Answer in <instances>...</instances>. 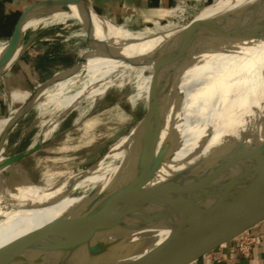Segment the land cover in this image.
I'll return each instance as SVG.
<instances>
[{
	"label": "bare ground",
	"instance_id": "1",
	"mask_svg": "<svg viewBox=\"0 0 264 264\" xmlns=\"http://www.w3.org/2000/svg\"><path fill=\"white\" fill-rule=\"evenodd\" d=\"M223 1L216 0L196 17L213 18V25L234 23L244 31L237 34L232 44L211 42L191 57H184V51L179 50L159 64V75L165 83L154 110L164 111V116L155 120L146 134L143 117L129 135L122 137L123 143L129 137L134 139L131 149L137 144L134 162L119 161L113 169L109 164L99 172L106 159L113 156L108 154L92 168L47 169L37 180L23 169L0 166V264H18L34 255H43L47 242L38 231L43 225L59 217L68 218L71 212L81 214L109 205L118 195L148 176L153 166L160 164L150 182L152 186L125 203L130 223L140 225L157 205V200L152 202L149 198L155 196L158 186H167L173 180V173L180 169L196 165L207 168L216 151L232 136L242 134L240 127L264 98V0H231L228 9L208 16L216 13V7ZM91 15L95 25L90 28V34L96 47L81 48L79 53L93 61L78 74L76 81H89L97 87L73 91L70 89L75 82H71L64 93L59 88L46 99L37 94L30 96L28 104L39 102L41 125L39 136L32 144L53 137L70 111L85 98L108 91L123 73L143 72L154 66L152 62L159 51L174 45L186 28L183 24L161 30H138L126 28L96 10H91ZM70 18L87 20L82 9L73 6L72 12L38 17L26 27L65 22ZM191 40L184 41L183 45ZM5 46L6 43L0 45V57ZM118 69L121 71L117 72ZM146 79L149 80L150 75ZM20 113L0 115V130L11 127ZM80 117L74 125H83L87 130L101 121L90 118L80 124ZM120 117L126 119L128 115L121 111ZM254 136L257 135L248 132L246 137L251 140ZM120 145V142L116 143L115 148ZM6 146L7 140L3 137L0 139V161L8 155ZM79 189L82 192L76 194ZM143 234L146 233L140 232L136 236ZM155 234L160 236L158 232Z\"/></svg>",
	"mask_w": 264,
	"mask_h": 264
},
{
	"label": "water",
	"instance_id": "2",
	"mask_svg": "<svg viewBox=\"0 0 264 264\" xmlns=\"http://www.w3.org/2000/svg\"><path fill=\"white\" fill-rule=\"evenodd\" d=\"M73 6H79L84 12L87 20L81 21L90 33L88 21L92 18L91 10L96 9L87 0H39L25 11L18 29L6 43L0 57V72L11 66L24 50L26 26L32 19L72 12ZM214 21L210 17H196L186 25L175 44L162 48L152 63L159 66L179 50L187 49L196 32L213 25ZM190 39L191 42L183 45ZM56 76L38 89L49 86ZM161 90L151 99L144 116V134L155 120L164 116V111L154 110ZM134 115L138 118L136 112ZM240 128L243 135L232 136L216 151L207 168L196 165L180 169L173 173V180L167 186H158L155 196L149 198L152 202L157 200V205L140 225L130 223L125 203L152 186L150 182L160 164L153 166L148 176L118 195L109 205L81 214L71 212L68 218L59 217L43 225L38 231L47 242L44 254L34 255L18 264H188L196 252L229 237L236 227L244 225L239 233L251 228L264 218V98ZM66 130L68 128L53 137ZM248 132L257 136L248 140ZM53 137L6 155L0 166L21 170L17 162ZM110 151L88 168L96 166ZM140 232L146 234L136 236ZM157 232L160 236L155 234Z\"/></svg>",
	"mask_w": 264,
	"mask_h": 264
},
{
	"label": "rangeland",
	"instance_id": "3",
	"mask_svg": "<svg viewBox=\"0 0 264 264\" xmlns=\"http://www.w3.org/2000/svg\"><path fill=\"white\" fill-rule=\"evenodd\" d=\"M215 1L216 0L201 2L190 6L187 5L185 8L186 10L180 13V15H175L174 13L173 15L163 16L160 21L156 22L134 17V0H112V7L106 6L107 3H102V1L101 4H99L100 1L96 0L98 4L95 5V8L100 14L107 16L118 24L124 25L126 28L161 30L166 27H172V25H188L204 10V8L212 5ZM34 20L36 19H33V23L35 22ZM63 23L64 22L51 24L61 26ZM64 24L68 25L67 28L72 36L71 42H73V45H71V54H69L67 60L70 61V59L73 58L74 65L68 69L55 73L57 75L56 80L49 86L36 89V92H33L34 95H40L43 99H46L52 92L54 94L59 88H62L63 93L68 91V85H70L71 82H75V86L70 89L73 91L80 90V92H82L81 90L85 88L97 87L96 85H91L89 81H83V83L76 81V79H78V74L93 61V58H84L80 54L83 49L96 47L93 36L87 31L84 23L78 18H70L68 21H65ZM88 25L90 28L94 27L95 23L93 18H90ZM57 30L60 31L61 29L57 28ZM243 31L244 30L238 27V25L225 22L202 27V29L196 32L192 44L184 50L183 55L184 57H191L198 53L203 46L211 42H227L232 44V42L236 40L237 34ZM198 42L199 44H197ZM81 48L82 50H80ZM82 61L84 63L80 64ZM119 71L121 70L118 69L117 72ZM159 71L160 66L157 65L147 68L143 70V72L140 70L128 71L119 76L116 80L118 84L115 83L108 91L104 93L100 92L92 97L89 96L87 99L85 98L62 119L56 133L67 128L68 130L53 137L50 142L34 153L22 158L17 162L18 167L28 174L30 173L31 175L29 174V176L33 180H37L40 178L42 172L47 169H62L67 167H84L87 169L89 166L96 163L110 149L111 151L108 154H113V156L111 155L106 159L104 167H102L99 172H102L105 166L109 164H112L110 168L113 169V165L118 164L119 161H124V163L126 162L127 164L134 162L136 159L135 150L137 144L135 148L133 147L131 149V146L134 145V139L130 140L129 137L127 141L123 143L124 139H122V137L131 133L138 120L145 116L155 93L163 88L165 80L159 75ZM149 75L150 79L148 80L146 78ZM148 84L149 87L147 88ZM199 88L200 87H198V89ZM27 99L24 106H21L22 108L12 111L14 114L20 113V111L22 112L14 124H12L11 127H3L2 130H0V139L5 137L7 140V154H12L30 146L38 138L41 131L39 102L36 100L34 103L27 105ZM25 109L27 111H25ZM121 111L127 114L128 118L122 119L120 117ZM134 112L138 114L137 119ZM78 117L81 118L80 124L83 123L84 120L90 118H99L101 121L99 125L87 130L83 125H74ZM118 142H120L121 145L115 148ZM113 149L115 150L114 152ZM72 183L73 181L70 182V184ZM81 192L82 189H79L75 193Z\"/></svg>",
	"mask_w": 264,
	"mask_h": 264
},
{
	"label": "crops",
	"instance_id": "4",
	"mask_svg": "<svg viewBox=\"0 0 264 264\" xmlns=\"http://www.w3.org/2000/svg\"><path fill=\"white\" fill-rule=\"evenodd\" d=\"M37 1L0 0V45L11 39L25 11ZM87 1L96 9V0ZM99 1V4L102 1L107 3L106 6H113L112 0ZM208 1L212 0H134V17L156 22L163 16L174 13L180 15L187 5ZM231 4V0H224L216 7L217 12L209 13L208 16L218 15ZM64 23L61 26L41 23L27 30L22 44L24 50L11 66L0 72V115L16 111L24 105L30 94L48 82L55 73L74 65L73 58L67 60L73 42L68 25ZM241 226L244 227L243 224ZM240 227L233 229L229 237L196 252L188 264H264V218L250 226L257 235V242L249 256L239 253L235 248ZM234 233L237 234L232 237Z\"/></svg>",
	"mask_w": 264,
	"mask_h": 264
},
{
	"label": "built area",
	"instance_id": "5",
	"mask_svg": "<svg viewBox=\"0 0 264 264\" xmlns=\"http://www.w3.org/2000/svg\"><path fill=\"white\" fill-rule=\"evenodd\" d=\"M256 242L257 235L251 227L244 230L238 237L235 238V248L239 253L249 256L252 253Z\"/></svg>",
	"mask_w": 264,
	"mask_h": 264
}]
</instances>
